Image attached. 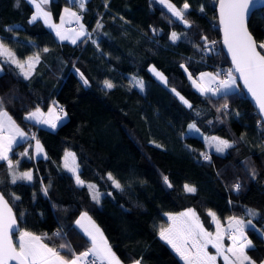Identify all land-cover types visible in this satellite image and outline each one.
Returning <instances> with one entry per match:
<instances>
[{
  "label": "trees",
  "instance_id": "obj_1",
  "mask_svg": "<svg viewBox=\"0 0 264 264\" xmlns=\"http://www.w3.org/2000/svg\"><path fill=\"white\" fill-rule=\"evenodd\" d=\"M216 1L187 0L185 19L190 25H186L158 0H86L84 9L70 0H48L43 7L54 21L64 6L81 13L91 37L73 44L58 39L42 19L31 22L34 7L29 0H0V39L20 60L39 54L27 79L4 60L0 72L4 109L28 132L13 146L10 159L27 149L28 155L18 158L16 168L33 173L32 181L12 184L8 163L0 160V191L17 218L16 235L20 230L32 232L70 256L60 245L70 244L73 251L90 246L75 225L78 214L86 211L122 262L183 264L159 237L160 229L169 223L165 213L194 208L203 225L211 228L209 210L224 220L231 215L251 218L246 217V209H254L260 213L253 219L258 231L246 230L254 245L248 253L257 262L264 260L261 119L240 86L226 96L205 95L192 86L186 72L216 71L219 65L230 68L220 45ZM171 2L180 8L184 0ZM248 26L258 43L264 41V7L252 12ZM173 31L180 35L175 42L170 40ZM213 38L215 45L210 42ZM151 64L166 75L167 85L152 75ZM133 77L143 80L142 91ZM105 80L114 87L106 89ZM52 102L67 113L56 128L25 119V112L37 106L46 110ZM224 104L227 110L218 111ZM191 122L202 132L226 137L233 146L224 153L207 149L201 136L188 131ZM31 131L42 142L44 156H34ZM66 150L75 153L79 176L101 191L99 202L92 199L87 183L78 186L64 167ZM237 182L238 192L233 188ZM185 184L196 191L186 192ZM55 228H60V235H54Z\"/></svg>",
  "mask_w": 264,
  "mask_h": 264
},
{
  "label": "snow or ice",
  "instance_id": "obj_2",
  "mask_svg": "<svg viewBox=\"0 0 264 264\" xmlns=\"http://www.w3.org/2000/svg\"><path fill=\"white\" fill-rule=\"evenodd\" d=\"M72 2L76 4L77 0H72ZM158 2L165 6L172 16L181 20L184 24L190 25V21L185 19L186 12L190 7L187 0H184L180 8L172 3L171 0H158ZM33 3L35 4L36 11L31 17V22L37 21L42 17L45 24L56 30V36L60 40H71V43L76 44L81 37H91V33L86 31L83 24L80 25L79 31L74 30L68 34L62 32L61 26L65 23V16H61L60 25L52 24L51 13L45 11L43 8V5L47 4L48 0H40L39 3L33 0ZM85 3L86 0H78V7L84 9ZM257 6L264 7V0H219V21L223 31V42L231 55L234 71L230 68L225 72L200 73L199 79L205 81L206 78V82L197 84L194 80L193 84L202 94L211 93L212 96L221 94L226 96L236 85V75H234V72L238 73L239 78L244 83V87L254 98L258 106L261 115V121H258V124L264 128V54L258 50H264V41L258 43L248 31V20L253 9L257 8ZM64 13L68 17L75 18L77 21L81 19L80 15L76 11H72L71 8H65ZM100 27L102 25L98 21L97 28ZM178 39H180V35L173 31L170 35V40L175 42ZM201 39L205 42V46H207L208 38L204 36ZM92 42L96 43L95 40ZM211 43L215 45L216 42L212 41ZM211 50L209 49V51ZM43 51L47 52L48 49L45 48ZM0 57L5 58L6 62L16 65L21 70L25 79L31 76L35 63L39 62V54L28 57L26 63L22 62L2 39H0ZM0 71H3V69L0 68ZM151 71L161 81L167 83L163 73L158 72L155 67ZM222 75L223 79L220 78ZM80 76L83 84L87 86L88 80L84 78L82 73ZM189 78L191 79L190 73ZM133 80L136 86L142 90L144 87L143 81L135 77H133ZM103 83L106 89L114 87V84L110 80H105ZM213 84L215 87L212 86ZM172 91L176 92L175 89H172ZM176 95L184 104L192 107L183 96H180V93L176 92ZM227 108L228 105L224 104L217 110H227ZM60 110L63 111L62 108ZM53 112L54 109L49 107V117H51ZM44 115L41 108L37 106L34 111L27 113L25 119L34 120L36 123L49 124L52 128H55L57 125L53 119H44ZM59 119L61 117H55V120ZM189 128L190 130L194 129L195 125H189ZM6 132L8 133L7 135L5 134ZM25 136L26 134L15 124V121L12 120L4 109L3 98H0V160L8 162L12 184H16L20 180H33L31 171L17 174L15 167L19 164V161L16 162V165H13V162L9 159V152L12 151L13 144L18 143V138L23 140ZM209 142L214 145L217 153H224L234 143L217 137L210 138ZM36 148L38 153L42 151L39 141H36ZM21 155L27 156L28 150L25 149ZM202 155L204 160H210V156L207 154ZM70 158L74 162L75 154L66 152L64 167L75 174L76 184L83 186L85 181L80 178L77 167L69 166L68 161ZM255 174V170H253V177ZM108 178L113 181L117 188L121 187L120 183L112 177L111 173L108 174ZM163 179L170 187L168 177L164 176ZM88 188L93 192L92 199L99 202L100 193L95 191V185L88 184ZM233 188L238 192L241 184L237 182L233 185ZM47 190V187L43 189L45 194H47ZM184 190L194 193L196 188L185 184ZM11 197L15 200L19 199L15 194H11ZM21 215L23 214L21 213ZM167 215L171 224L166 228L162 227L159 235L162 240H165L172 247L185 264H217L218 258L223 260V264H257V261L248 255V251L254 245L248 239L246 233V230L249 229L258 231L253 224V219L260 216V213L256 210L246 209V217H251L248 219L237 216L228 217L227 229L223 228L216 213L209 210L208 215L216 223L215 233L209 232L204 228L199 216L191 208L178 214L169 213ZM84 220L89 222L87 226L83 223ZM16 223L17 218L13 215L9 201L5 199L3 193H0V264H10L13 261L15 264H96V260H100L102 264H121L119 258L116 257L111 247L107 244L100 229L86 212L81 213L80 218L75 221V224L80 227L85 236L90 238L92 246L87 251L77 254L73 251L70 244L60 245V249H67L71 258L61 255L59 249L49 247L48 244L43 242L42 236L26 230H20L18 235H16L14 232ZM14 235H16L15 241L13 240ZM54 235H60L59 230ZM225 237L230 241L228 245L224 243ZM210 245L215 249V254L208 251ZM133 264H142V260H135ZM259 264H264V260L259 261Z\"/></svg>",
  "mask_w": 264,
  "mask_h": 264
},
{
  "label": "rangeland",
  "instance_id": "obj_3",
  "mask_svg": "<svg viewBox=\"0 0 264 264\" xmlns=\"http://www.w3.org/2000/svg\"><path fill=\"white\" fill-rule=\"evenodd\" d=\"M32 4H33V7H34V10H33V12H32V14H31V17L33 16V14L35 13V11H36V9H35V4L33 3V0H29ZM36 3H39L37 0H36ZM44 8V7H43ZM44 10L45 11H48L47 9H45L44 8ZM49 12V11H48ZM41 19H43L42 17H41ZM44 20V19H43ZM55 22V21H54ZM75 22H77L78 23V26L76 27V28H72L70 25H68V24H66V23H64L61 27H62V29H64V31H69L70 33H72L74 30L75 31H79V28H80V25L81 24H83V22H82V20L80 19L79 21H75ZM56 23V22H55ZM56 25H59V24H56ZM84 25V24H83ZM48 26V25H47ZM51 28V27H50ZM7 45V44H6ZM8 46V45H7ZM8 48H10L9 46H8ZM11 49V48H10ZM5 61V58H3V57H0V68H2L3 69V67H2V61ZM22 62H27V60H21ZM153 67H155V69L158 71V72H161V73H163L162 72V70H160L159 68H157L155 65H153V64H151L150 66H149V71L152 73V75H154L161 83H163V84H165V85H167V83H165V82H163V81H161L156 75H155V73L154 72H152L151 71V69L153 68ZM19 69V68H18ZM228 69H230V68H226V70H228ZM20 70V69H19ZM1 72V71H0ZM20 72H21V70H20ZM186 72H187V76H188V78H189V71H187L186 70ZM217 71H215V70H213V69H205V70H202V71H200V72H198L196 75H193V74H191V79L189 78V80H190V82H191V84H192V86L197 90V91H199V89L193 84V81L195 80L196 81V83L197 84H200V83H205L206 82V78H205V81H201L200 79H199V75H200V73H216ZM163 75H164V77H166V75L163 73ZM235 75V74H234ZM221 79H223V75L220 77ZM166 80H167V78H166ZM170 88H171V90L172 89H175L174 87H172V86H169ZM239 87V83H238V81H237V78H236V85L234 86V89H237ZM233 89V90H234ZM176 90V89H175ZM176 92H178V93H180L179 91H177L176 90ZM176 92H175V94H176ZM200 92V91H199ZM180 96H183L181 93H180ZM184 97V96H183ZM185 99H186V97H184ZM187 100V99H186ZM58 106H60V104L58 103V102H52L51 104H50V106L49 107H52L53 109H54V112H53V114L51 115V117H49V115H47V118H51V119H53V121L56 123V125L58 126L61 122H63L64 120H66V118H67V113H66V111L63 109V111H61V110H59V109H57V107ZM36 108V107H35ZM35 108H33V109H31V110H29V111H27V112H25L24 113V116L26 117V115H27V113L28 112H30V111H34L35 110ZM41 110H42V112L46 115V111L44 110V109H42L41 108ZM7 113H8V115L12 118V120L13 121H15L14 119H13V117L10 115V113L7 111ZM44 115V116H45ZM56 116H59V117H61V119H59V120H55V117ZM46 118V119H47ZM15 124L26 134V136H28V132L20 125V124H18L16 121H15ZM195 125V123L194 122H191L189 125ZM43 126H48L47 128H50V129H54V128H52L49 124H46V125H43ZM56 126V127H57ZM55 127V128H56ZM198 130V131H197ZM188 131L190 132V133H193V134H196V135H199V136H201L202 138H203V140L205 141V144H206V147H207V149H209V150H214L215 151V147H214V145H212V144H210V142H209V140H210V138H212V137H217V138H220V139H224V140H228L230 143H231V141L229 140V139H227L226 137H224V136H221V135H218V134H214V133H205V132H202L196 125H195V128L194 129H191L190 130V128H189V126H188ZM6 135L8 134L7 132L5 133ZM36 141H39V145H40V147L42 148V151H40L39 153L37 152V148H36ZM18 142H19V139H18ZM17 143H15V144H13V146H15ZM12 146V147H13ZM33 150H34V155H36V156H44L45 154H46V152H45V148H44V146H43V144H42V142L40 141V140H38V139H36L35 141H34V143H33ZM12 152V151H11ZM11 152H9V155H10V153ZM66 152H71V153H74L72 150H66L65 151V153ZM65 153H64V155H63V165L65 164ZM75 154V153H74ZM10 157V156H9ZM68 163H69V166L70 167H77V172H78V164H77V161H76V158H75V160H74V162L72 161V159L70 158L69 159V161H68ZM67 169V168H66ZM68 170V169H67ZM69 171V170H68ZM69 172H71V171H69ZM74 176H75V174L73 173V172H71ZM81 178V177H80ZM82 179V178H81ZM83 180V179H82ZM84 181V180H83ZM86 183H87V185L88 184H92V185H95V191L96 192H98V193H100V195H101V191L98 189V187L96 186V184L94 183V182H91V181H85ZM188 185H190V184H188ZM190 186H192V185H190ZM90 190V189H89ZM90 193H91V196H92V194H93V192L90 190ZM187 209H190V208H186V210ZM191 209H193V210H195L194 208H191ZM84 212H86V211H82V213H84ZM87 214H88V216L89 217H91V220L92 221H94L95 222V225H97L100 229H101V231H102V228L100 227V225L96 222V220L88 213V212H86ZM231 216H237V215H231ZM218 217V216H217ZM228 217H230V216H228ZM227 217V218H228ZM237 217H241V216H237ZM219 218V217H218ZM227 218H225L224 220H222V219H220L219 218V220H220V222H221V225L223 226V228L224 229H227V226H228V220H227ZM243 218V217H242ZM211 220H212V223H213V225H212V227L211 228H208V227H206V226H204V228L205 229H207L209 232H213V233H215V231H216V223H215V221H213V219L211 218ZM200 222L202 223V221H201V219H200ZM83 223H84V221H83ZM85 224V223H84ZM89 224V223H88ZM203 224V223H202ZM86 225V224H85ZM87 226V225H86ZM103 232V231H102ZM16 236V235H15ZM247 237H248V235H247ZM248 239H250L249 237H248ZM224 243H225V245H228L229 243H230V241H228V239H227V237H225V240H224ZM211 246V245H210ZM212 248V247H211ZM113 250V249H112ZM212 250L215 252V249L214 248H212ZM114 251V250H113ZM61 252V251H60ZM116 254V253H115ZM61 255H65L63 252H61ZM117 255V254H116ZM249 255V254H248ZM66 256V255H65ZM68 258H71L70 256H68Z\"/></svg>",
  "mask_w": 264,
  "mask_h": 264
},
{
  "label": "crops",
  "instance_id": "obj_4",
  "mask_svg": "<svg viewBox=\"0 0 264 264\" xmlns=\"http://www.w3.org/2000/svg\"><path fill=\"white\" fill-rule=\"evenodd\" d=\"M71 2H72V0H70ZM77 3H78V0H77ZM65 8H71L72 9V11H76L77 13L79 12L78 10H76L74 7H72V6H64L63 8H62V10H61V13H60V16H59V19L57 20V21H55L54 22V20H53V18H52V16H51V23L52 24H61V16H65V23L66 24H68V25H70L71 26V23H73V22H75L76 20H75V18H71V17H68L65 13H64V9ZM41 19V18H40ZM43 20V19H42ZM43 22H44V20H43ZM45 23V22H44ZM47 25V24H46ZM49 27V26H48ZM72 27V26H71ZM50 28V27H49ZM72 28H76V27H72ZM50 29H52L53 30V32L55 33V35H56V30L54 29V28H50ZM86 29V28H85ZM61 31L62 32H65L66 34H68V33H70L69 31H64V29H62V27H61ZM86 31H87V29H86ZM58 38V37H57ZM82 38V37H81ZM59 39V38H58ZM65 41H69V42H71V40H65ZM27 60V59H26ZM138 80H142L141 78H137ZM143 81V80H142ZM144 84V83H143ZM139 88V87H138ZM139 90H141L140 88H139ZM143 90V89H142ZM141 90V91H142ZM62 108V106L60 105V106H58L57 107V109H61ZM48 109H49V107L45 110L46 111V115L43 117L44 119H46L47 118V115H48ZM63 109V108H62ZM34 121V120H33ZM40 124H42V125H46V124H43V123H40ZM45 127H48V126H45ZM27 136H25V138H26ZM24 138V139H25ZM19 139V138H18ZM23 139V140H24ZM20 141H22V140H20L19 139V142ZM18 142V143H19ZM13 148V147H12ZM24 151H25V149H23V150H21L19 153H18V158H20L22 155H21V153H24ZM33 154H34V150H33ZM10 156V155H9ZM34 156H36V155H34ZM18 158H16V159H10V157H9V159L13 162V165H16V162L18 161ZM75 158H76V156H75ZM76 161H77V159H76ZM8 163V162H7ZM78 164V163H77ZM78 169H79V166H78ZM15 171L17 172V174H19V173H21V172H25V171H31L30 169H24V170H21V169H18V168H16L15 167ZM32 172V171H31ZM33 174V173H32ZM184 211H186V208L185 209H183L182 211H176V212H168V213H165V216H166V218L168 219V224L166 225V226H164L165 228L166 227H168L170 224H171V221L169 220V217H168V215L167 214H169V213H171V214H178V213H181V212H184ZM196 212V211H195ZM81 213L82 212H80L79 214H78V216L76 217V219H75V221L77 220V219H79L80 218V216H81ZM197 214V213H196ZM198 215V214H197ZM84 223L86 224V225H88V221L87 220H84ZM76 225V224H75ZM97 226V225H96ZM76 227L83 233V231L80 229V227L79 226H77L76 225ZM98 227V226H97ZM99 228V227H98ZM100 229V228H99ZM100 231H101V229H100ZM102 232V231H101ZM102 234H103V237H104V239L107 241V238L105 237V235H104V233L102 232ZM87 237V236H86ZM159 237H160V235H159ZM15 238H16V236H15ZM88 238V240L90 241V238L89 237H87ZM161 238V237H160ZM163 241H165V240H163ZM166 242V241H165ZM45 243V242H44ZM167 243V242H166ZM107 244L110 246V244H109V242L107 241ZM168 244V243H167ZM49 246V245H48ZM92 245H91V242H90V246H88V249L91 247ZM168 246L172 249V247L168 244ZM49 247H51V246H49ZM111 247V246H110ZM51 248H53V247H51ZM58 249V248H57ZM111 250H112V248H111ZM173 250V249H172ZM174 251V250H173ZM208 251L210 252V253H213V254H215V252L212 250V248H211V246H209L208 247ZM112 252H114L113 250H112ZM175 252V251H174ZM115 253V252H114ZM175 254L180 258V256L175 252ZM249 254V253H248ZM116 255V254H115ZM249 256H251L250 254H249ZM116 257L117 258H119L117 255H116ZM252 257V256H251ZM253 258V257H252ZM119 260H120V258H119ZM180 260L182 261V263L183 264H185V262L180 258ZM219 260H222L221 258H218V260H217V264H218V262H219ZM223 261V260H222ZM120 262H121V264H133V262L134 261H132V262H128V263H124V262H122L121 260H120ZM257 264H259V262H257Z\"/></svg>",
  "mask_w": 264,
  "mask_h": 264
},
{
  "label": "water",
  "instance_id": "obj_5",
  "mask_svg": "<svg viewBox=\"0 0 264 264\" xmlns=\"http://www.w3.org/2000/svg\"><path fill=\"white\" fill-rule=\"evenodd\" d=\"M257 8H261L259 6H257ZM257 8H254L253 11ZM215 13H216V17H217V25H218V30H219V35H220V45H221V48L223 50V52L226 54L227 58H228V62L230 64V68L233 69L234 71V66H233V63H232V58H231V55L229 54L228 52V48L227 46L224 44L223 42V31H222V27L220 25V21H219V0L216 1V5H215ZM251 16V15H250ZM249 21V20H248ZM248 31L251 33L250 29H249V26H248ZM252 34V33H251ZM253 36V34H252ZM253 38L255 39V37L253 36ZM259 50V49H258ZM260 51V50H259ZM234 74L236 75V78H237V81L239 83V86L242 88L243 92L245 93V95L247 96V98L249 99L250 103L252 104V106L255 108V110L257 111L260 119H261V115L259 113V109H258V106L256 105L255 103V100L254 98L251 96L250 93H248L247 89L244 87V83L243 81L239 78V74L238 73H235ZM1 193V191H0ZM6 199V197H5ZM9 206L11 207L10 203H9ZM12 208V207H11ZM12 212H13V209H12ZM13 215L15 216L14 212H13ZM18 229V221L16 223V226H15V229H14V232H16ZM13 240L15 241V235L13 236ZM10 264H15V262H10Z\"/></svg>",
  "mask_w": 264,
  "mask_h": 264
},
{
  "label": "built area",
  "instance_id": "obj_6",
  "mask_svg": "<svg viewBox=\"0 0 264 264\" xmlns=\"http://www.w3.org/2000/svg\"><path fill=\"white\" fill-rule=\"evenodd\" d=\"M78 14H79L80 17H81V13L78 12ZM71 26H72V27H77V26H78V23H77V22H73V23H71ZM212 41H215V42H216L217 39H216V38H213V39H211L210 42H212ZM216 71L225 72L226 69H224L223 66H220V65H219V66H217ZM212 86L215 87L214 84H213ZM31 136H32V138L35 140V138H36V132H35V131H31ZM58 230L60 231V228H55V229H53V232L56 233ZM87 250H88V247H85V248H83V249L80 250V251H74V252L77 253V254H79L80 252H84V251H87ZM90 259H92V258L90 257ZM96 264H102V262H101L100 260H96Z\"/></svg>",
  "mask_w": 264,
  "mask_h": 264
}]
</instances>
